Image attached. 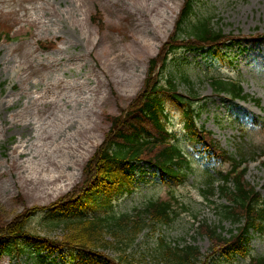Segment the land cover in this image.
Segmentation results:
<instances>
[{
    "label": "rangeland",
    "instance_id": "374dc122",
    "mask_svg": "<svg viewBox=\"0 0 264 264\" xmlns=\"http://www.w3.org/2000/svg\"><path fill=\"white\" fill-rule=\"evenodd\" d=\"M185 1L0 0V31L9 32L0 41V101L10 103H0V227L36 208L60 205L62 197L81 188L84 168L110 129L108 116L121 114L143 91L151 60L173 32ZM193 7L212 14L216 29L239 39L224 50L233 61L217 59L214 63L208 52L180 50L171 55L165 74L176 78L179 92L185 95L194 82L200 103L196 108L201 110L198 125L210 131L228 152L240 155L238 151H242L249 156L264 148V0H195ZM97 10L103 13L101 23L92 17ZM43 40L58 45L45 51L39 47ZM19 64L26 70L17 71L15 66ZM183 74L193 81L184 80ZM210 74L239 78L245 92L260 102H232L215 95L206 76ZM46 85L53 89L47 91ZM41 94L56 98V102L44 108ZM168 109L169 127L183 147L195 154L178 106L168 103ZM254 118L259 124L249 126ZM18 120L35 124L23 128V124L15 123ZM37 122L38 127L33 129ZM73 141L76 146L67 149ZM23 148L29 154L20 156ZM56 160L67 167L57 166ZM192 162V170L181 182L161 185L151 169L136 172L135 176L141 178L136 190L116 199L119 211L130 212L149 195L175 201L178 215L173 222L147 228L131 250L143 264H151L152 257H157L153 252L160 237L172 245L192 243L203 254L209 253L208 258L212 256L211 241L197 233L195 215L200 221L222 225L227 234L234 228L231 221L221 218L217 208L227 201L218 194L210 197L214 203L205 197L208 193L204 185L214 175L209 159L193 156ZM228 167L229 163L219 166L223 170ZM58 169L64 170L63 175L49 178V174H58ZM247 179L264 195L260 161L250 162ZM58 210L61 218L63 209ZM42 219L38 215L31 221L37 233L58 241L61 231L43 226ZM249 247L251 254L264 255V234H253ZM32 251L14 262L2 255L0 264L64 261L60 254L55 257L45 250ZM236 260L223 262L217 257L208 264H247L244 258Z\"/></svg>",
    "mask_w": 264,
    "mask_h": 264
},
{
    "label": "trees",
    "instance_id": "16d2710c",
    "mask_svg": "<svg viewBox=\"0 0 264 264\" xmlns=\"http://www.w3.org/2000/svg\"><path fill=\"white\" fill-rule=\"evenodd\" d=\"M180 19V36H173L161 48L160 54L151 60V71L159 63H166V52L169 50L174 51L180 46H184L186 50L200 49L205 45L220 44L226 37L222 29L215 28L212 14L196 10L193 7V0H188ZM162 68L164 69V66ZM183 77L190 82L188 75L183 74ZM164 78L165 81L162 79L160 84L155 77H148L143 91L121 115L108 116L111 127L106 134L105 142L86 167L89 175L91 171H95L91 179L93 187L89 190L88 196H79L80 203L86 198L96 215L87 219L70 217L65 222L58 218L48 221L47 225L52 228L62 229L63 237L58 241L61 246L65 245L64 247L70 249L80 247L94 256L108 251L114 257L107 256L105 264H143L131 249L136 244L138 235L150 224L147 223V219L155 226L167 224L174 219L176 210L171 199L160 201L150 198L146 201L144 210L138 212L136 216H130L128 212H117L113 205L115 195L122 193L124 188H132L129 172L138 160L147 161L157 167L164 183L183 181L193 168L189 155L176 141V135L168 127L167 103L176 104L180 108L189 134L201 136L195 126L196 117L200 115L193 107V97L196 93L191 89L190 95L185 96L178 92L175 77L164 75ZM212 85L218 94L228 93L234 98L247 96L243 94L242 86L235 83L214 80ZM205 140L212 145L207 138ZM241 152L239 153L243 155L240 160L245 161V154ZM221 154L233 164V167L229 174L223 176L225 184L217 189L221 196L232 203L221 204L220 216L223 220L231 221L234 228L227 234L220 224H205L201 227V234L206 235L211 241L212 256L209 258L207 257L209 253L203 254L196 245L182 247L171 245L161 237L154 247L153 254H157V257H152L151 264H207V260L210 261L213 255L217 254L223 257V262L232 260L236 255L244 257L250 254L249 241L252 235L255 232L264 233V195L256 191L246 179L247 169L237 170L240 160L227 153L223 154V151ZM123 175L128 176L124 179ZM231 178L233 185L229 186L228 180ZM208 181L211 184L207 190L215 192L212 181ZM172 199H175L174 195ZM25 226L26 219L20 218L5 227H0L1 236L14 239L13 246L8 252L14 257L20 254L18 253L20 248L22 252L28 249L27 243L17 248L19 241L16 237L21 236ZM41 242L38 243V247H42ZM251 259V264H264V256L253 255Z\"/></svg>",
    "mask_w": 264,
    "mask_h": 264
},
{
    "label": "bare ground",
    "instance_id": "6f19581e",
    "mask_svg": "<svg viewBox=\"0 0 264 264\" xmlns=\"http://www.w3.org/2000/svg\"><path fill=\"white\" fill-rule=\"evenodd\" d=\"M17 66H19L20 68H23V69H26V66H24V65H16L15 67H17ZM47 91H49L50 89H53V87H50L49 85H46L45 87H44ZM39 97H41V98H43L42 99V103L44 104V108H46V107H50L51 106V104H52V101L55 103L56 102V98H51V99H47L46 98V96L44 95V94H41ZM14 99V98H13ZM13 99H10V101H13ZM2 102V101H1ZM3 102H4V100H3ZM5 104H10L9 103V100H6L5 102H4ZM27 105V104H26ZM23 111L25 112V108L23 107L22 109H21V111H20V114H22L23 115ZM21 115V116H22ZM24 121L23 120H18V121H16L15 123L16 124H23V128H25V127H30L31 125H34L35 123H32V121L31 120H28L27 122H25V123H23ZM38 127V122H37V125L36 126H33V129H36ZM82 132V131H81ZM83 133H85V134H87V132H83ZM76 146V144H75V142L73 141V142H69V144L66 146V148L67 149H71V148H74ZM23 147V146H22ZM26 149V148H25ZM25 149L23 148L21 151H20V156H23V155H27V154H29V152L26 150L25 151ZM56 164H57V166L58 165H60L61 167L62 166H65V167H67V165H66V163H62V161L61 160H56ZM67 170V169H66ZM61 171H64V170H60V169H58L57 170V173L58 174H49V178H57V177H61L62 175H63V172L61 173ZM49 179H47V181H48Z\"/></svg>",
    "mask_w": 264,
    "mask_h": 264
}]
</instances>
